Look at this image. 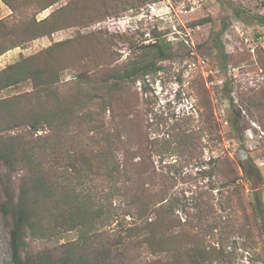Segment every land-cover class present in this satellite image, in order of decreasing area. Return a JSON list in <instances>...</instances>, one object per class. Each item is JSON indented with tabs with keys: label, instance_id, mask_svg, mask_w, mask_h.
Segmentation results:
<instances>
[{
	"label": "rangeland",
	"instance_id": "374dc122",
	"mask_svg": "<svg viewBox=\"0 0 264 264\" xmlns=\"http://www.w3.org/2000/svg\"><path fill=\"white\" fill-rule=\"evenodd\" d=\"M50 1L0 0V21L6 23L0 36L67 4L86 16L84 23L9 50L0 56V73L56 43L72 41L52 56L64 68V93L79 72L100 75L147 58L155 67L125 84L113 106L115 117H125L121 132L129 140L126 149H135L133 140L140 138L143 157L162 175L150 189L157 194L154 204L180 199L187 208L184 213L176 207L184 225L176 232L185 228L186 235L175 241L186 242V248L179 261L171 253L172 264H264V233L254 213L257 196V209L264 213V0ZM158 43L167 47L164 60L148 53L147 46ZM32 90L31 81L21 82L0 90V100H18ZM108 128L114 132L115 123ZM26 129L2 133L16 135ZM240 163L249 166L250 180ZM21 176L0 168V264H11L12 223L2 205L18 194ZM196 198L202 206L196 207ZM124 218L120 228L115 227L117 220L104 224L107 238L115 239L122 228L133 225L131 218ZM78 236L71 232L44 240L28 234L25 241L36 254ZM130 242L129 261L138 255L142 259L136 264L156 260L136 240ZM198 247L209 255L198 256ZM159 259L168 261L169 255L158 254Z\"/></svg>",
	"mask_w": 264,
	"mask_h": 264
},
{
	"label": "trees",
	"instance_id": "16d2710c",
	"mask_svg": "<svg viewBox=\"0 0 264 264\" xmlns=\"http://www.w3.org/2000/svg\"><path fill=\"white\" fill-rule=\"evenodd\" d=\"M6 4L15 10L13 4ZM71 6L67 4L38 22L35 19L20 31H4L0 36V56L24 43L84 23V11ZM3 28L6 23L0 21V31ZM70 43H56L0 73V90L25 81L33 83V90L18 100H0V168L10 174L22 172L18 194L8 196L2 205L12 223L11 264H136V259L142 257L129 261L130 240H136L141 249L155 257L145 264H172L171 253L178 260L186 248V242L175 241L186 235L185 228L176 232L184 226L175 215L176 207L184 213L187 208L180 199L163 198L161 206L154 204L157 194L150 189L156 177L162 175L143 157L140 138H131L136 148L126 149L129 140L125 141L121 132L125 117H115L113 106L125 84L148 75L155 64L141 57L132 66L109 69L100 75L79 72L63 93L64 68L52 56L57 48ZM166 48L162 43L147 46L149 55L161 60L169 56ZM114 123L112 132L108 127ZM14 128L27 129L3 135ZM40 131L50 133L42 136L38 135ZM240 167L250 180L247 163H240ZM256 198L254 213L264 233V213L258 211ZM199 200L195 199L196 207L202 206ZM210 207L207 204L206 210ZM199 209L198 215L203 211ZM121 215L131 218L133 225L122 228L117 239L107 238L104 224H112L113 219L117 220L115 227L120 228ZM71 232H76L78 239L36 254L29 252L25 241L28 234L53 240ZM200 249L198 256L209 255ZM163 253L169 255L168 261L157 260Z\"/></svg>",
	"mask_w": 264,
	"mask_h": 264
}]
</instances>
